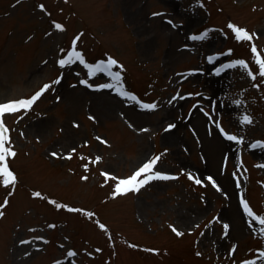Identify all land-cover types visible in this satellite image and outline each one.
Segmentation results:
<instances>
[{
    "label": "rangeland",
    "instance_id": "obj_1",
    "mask_svg": "<svg viewBox=\"0 0 264 264\" xmlns=\"http://www.w3.org/2000/svg\"><path fill=\"white\" fill-rule=\"evenodd\" d=\"M258 58L264 0H0V104L50 85L0 116V264H264Z\"/></svg>",
    "mask_w": 264,
    "mask_h": 264
},
{
    "label": "snow or ice",
    "instance_id": "obj_2",
    "mask_svg": "<svg viewBox=\"0 0 264 264\" xmlns=\"http://www.w3.org/2000/svg\"><path fill=\"white\" fill-rule=\"evenodd\" d=\"M57 29H61L62 30V25L60 24H55L54 25ZM229 28H232L236 39L237 40H243V41H250L253 38V34H249L246 30L244 29H240L238 27H235L233 25H229ZM207 36V33L205 32L204 34H202L201 36H195L192 37V39H203ZM252 52L253 53H257V48L255 46L252 47ZM73 55H75L78 59H79V54L78 53H74ZM72 57L69 56V58L67 60H61L59 61V63L61 65H64L66 63L71 62ZM257 64L260 66V75L264 76V59H257ZM238 64H240L243 67H247V65L245 64L244 61H238ZM116 61L114 60H109L107 65L105 67L111 66V65H115ZM234 65L229 64V65H225V67L230 68L233 67ZM219 71V69L217 70ZM251 75V73H249ZM117 77L119 76V73H116ZM59 81H56L55 83H58ZM50 87V85H44L40 91L36 92L31 98L29 99H21L18 101H11V102H6L3 104H0V116H2L5 113H15L18 112L21 109H28L31 107V105L43 94L44 91H46L48 88ZM122 95H127V93H122ZM133 99H135L133 97ZM144 108L146 109H154L156 107L155 104H145L143 105ZM252 121L250 119V117L248 116H244L242 117V123L245 124H250ZM169 127H172L171 125ZM8 129L4 126L2 120H0V183H2L4 186H9L15 185V180L16 177L14 176L13 172L9 169L7 160L9 157H14L16 155V153L12 150L11 148V142H10V138L8 137L7 133H8ZM99 139V137L97 138ZM227 139L229 140H233V141H237L238 138L234 135H228ZM255 147V145H253ZM74 151V150H73ZM53 156H56V153H52ZM68 158H71L70 156ZM99 159V158H97ZM156 159L150 160L146 163H144L142 165V167H140L130 178L127 179H121L119 180V182L116 185L115 188V193H126L128 191H138L140 186H143V184L147 183L149 180L151 179H168L169 177L167 176H161L159 173H156L155 175H147V173L151 172L154 164L156 163ZM85 168H87V165H85ZM107 175V174H105ZM141 176L144 177V179H139ZM82 179H87L86 177H82ZM209 180H211V177L208 178ZM197 184H200L201 181L200 180H196L195 181ZM9 195H11V193H9ZM36 196H39V193H35ZM8 200L5 199L4 201V205H0V208L4 207L5 205H7ZM54 203V202H53ZM244 208L246 211H248V214L251 216V210L248 208V204L244 203ZM74 211H78V210H74ZM4 213L2 211H0V216H3ZM259 223L261 225H264V218H259ZM103 227V226H101ZM225 228H227V225H225ZM172 230L176 233V235L181 236L183 235V233H180L177 229H175L174 227L172 228ZM262 231H264V229H262ZM151 251V250H150ZM69 255H73V253H69ZM199 255V253H198ZM260 257H264V252L260 253V256L257 257V259H259ZM253 264H255V262H253Z\"/></svg>",
    "mask_w": 264,
    "mask_h": 264
},
{
    "label": "trees",
    "instance_id": "obj_3",
    "mask_svg": "<svg viewBox=\"0 0 264 264\" xmlns=\"http://www.w3.org/2000/svg\"><path fill=\"white\" fill-rule=\"evenodd\" d=\"M36 92H38V91H34V92L31 94V97H32ZM153 171H154V170H153V168H152L151 172L147 173V175H152V174L154 173ZM126 179H127V178H126ZM142 179H144V178L142 177Z\"/></svg>",
    "mask_w": 264,
    "mask_h": 264
}]
</instances>
